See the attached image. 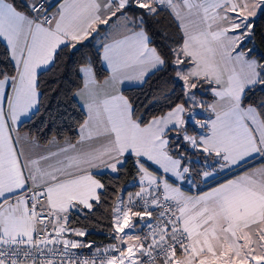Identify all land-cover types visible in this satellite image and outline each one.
<instances>
[{
  "label": "snow or ice",
  "instance_id": "1",
  "mask_svg": "<svg viewBox=\"0 0 264 264\" xmlns=\"http://www.w3.org/2000/svg\"><path fill=\"white\" fill-rule=\"evenodd\" d=\"M259 16L264 0H0V264H264ZM92 40L106 75L82 56L53 114L40 77ZM129 162L125 196L105 177ZM99 208L113 242L85 255Z\"/></svg>",
  "mask_w": 264,
  "mask_h": 264
},
{
  "label": "trees",
  "instance_id": "2",
  "mask_svg": "<svg viewBox=\"0 0 264 264\" xmlns=\"http://www.w3.org/2000/svg\"><path fill=\"white\" fill-rule=\"evenodd\" d=\"M256 35L253 37L252 42L248 44V47H254L255 52L259 54H264V16H259L256 19ZM160 26H155L152 30L156 31ZM87 47H82V52L77 53L76 56L65 57L55 68H52L51 71L44 73L40 77L41 87L47 93V98L45 104L50 107L53 114L57 111V105L63 101V95L57 96V92L69 86H76L80 84V79L76 75V67L79 66L82 56H87L91 59L93 66L96 70L98 78L102 79L106 72L102 67L99 61L98 44L97 41L92 40L86 42ZM4 51V47L0 44V54ZM0 59H3V56L0 55ZM160 87V83L157 82V77H152L147 84L141 87H129L124 89L125 95L131 98H138L139 101H146L150 93L155 94V90ZM205 89L207 85L203 86ZM198 92L203 96V98L210 102L212 97L210 92L203 91V89H198ZM160 105H157L153 111L159 112ZM60 112H63V108H59ZM76 115L79 116V111L76 112ZM202 116L206 117L203 113ZM71 121H66L63 125L57 121L56 124L51 128L52 133L59 132L61 136H74V128L69 127ZM24 131L32 128V125H22ZM35 131V129H32ZM129 172L122 174L118 181H110L105 177L106 183H116L123 189V193L126 196V193L136 189V185L132 186V183L135 182L134 176L131 173L132 165L131 162L127 165ZM82 226H86L89 235H87L84 240L93 245V249H84L83 253L91 254L96 247L103 248L113 241L110 237V228L109 220L107 219V211L105 208H99L97 213L91 220H81Z\"/></svg>",
  "mask_w": 264,
  "mask_h": 264
},
{
  "label": "crops",
  "instance_id": "3",
  "mask_svg": "<svg viewBox=\"0 0 264 264\" xmlns=\"http://www.w3.org/2000/svg\"><path fill=\"white\" fill-rule=\"evenodd\" d=\"M97 44H98V42H97ZM129 87H135V85H132V84H128V85H125L124 86V89L125 88H129ZM123 89V90H124ZM211 102V101H210ZM205 116H207L208 114L207 113H203ZM226 177H224V176H221L219 179H225ZM217 181H213L212 183H216ZM136 184H134V185H132V186H135ZM207 187H211V184H209V185H201V188L202 189H206ZM184 188H185V190H188V188H189V186L186 184V185H184ZM135 191H137L138 190V188H136V189H134ZM191 191H196V189L195 188H192L191 189ZM85 238V237H84ZM83 238V239H84ZM77 239H79V238H77ZM104 248V247H103ZM102 249V248H101ZM82 250H84V249H81V250H79L80 252H82ZM94 252V251H93Z\"/></svg>",
  "mask_w": 264,
  "mask_h": 264
},
{
  "label": "built area",
  "instance_id": "4",
  "mask_svg": "<svg viewBox=\"0 0 264 264\" xmlns=\"http://www.w3.org/2000/svg\"><path fill=\"white\" fill-rule=\"evenodd\" d=\"M145 231H146V229H145ZM77 251H79V250H77ZM79 252H80V251H79ZM82 253H83V252H82ZM84 254H85V255H91L92 253H91V254H86V253H84Z\"/></svg>",
  "mask_w": 264,
  "mask_h": 264
},
{
  "label": "rangeland",
  "instance_id": "5",
  "mask_svg": "<svg viewBox=\"0 0 264 264\" xmlns=\"http://www.w3.org/2000/svg\"><path fill=\"white\" fill-rule=\"evenodd\" d=\"M134 184H136V182H133V183H132V185H134ZM184 189H185V188H184ZM132 191L134 192L135 190H132Z\"/></svg>",
  "mask_w": 264,
  "mask_h": 264
}]
</instances>
